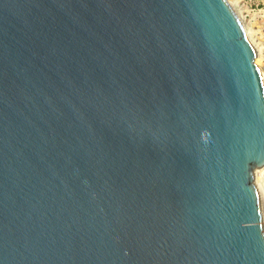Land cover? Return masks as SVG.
I'll use <instances>...</instances> for the list:
<instances>
[{
	"label": "water",
	"instance_id": "95a60500",
	"mask_svg": "<svg viewBox=\"0 0 264 264\" xmlns=\"http://www.w3.org/2000/svg\"><path fill=\"white\" fill-rule=\"evenodd\" d=\"M263 167L230 0H0V264H264Z\"/></svg>",
	"mask_w": 264,
	"mask_h": 264
},
{
	"label": "rangeland",
	"instance_id": "374dc122",
	"mask_svg": "<svg viewBox=\"0 0 264 264\" xmlns=\"http://www.w3.org/2000/svg\"><path fill=\"white\" fill-rule=\"evenodd\" d=\"M235 8L242 18L246 30L252 36L254 43L260 48V65L264 73V0H232ZM264 187V174H260Z\"/></svg>",
	"mask_w": 264,
	"mask_h": 264
},
{
	"label": "bare ground",
	"instance_id": "6f19581e",
	"mask_svg": "<svg viewBox=\"0 0 264 264\" xmlns=\"http://www.w3.org/2000/svg\"><path fill=\"white\" fill-rule=\"evenodd\" d=\"M230 2H231V3L233 4V6L235 7V3H234V1L230 0ZM246 31H247V33H248L249 38L251 39V41H252L253 44L255 45V47H256L258 53H260L261 50H260V48L254 43V41H253V39H252V36H251L250 32H249L248 30H246ZM258 60H259V62H261L260 55H258ZM260 174H261V175L264 174V167L261 168V169H258V170H257V182H258V184H259V186H260V189H261V191H262V195H263V199H264V187L262 186V184H260V183H262V182H261V178H260Z\"/></svg>",
	"mask_w": 264,
	"mask_h": 264
}]
</instances>
